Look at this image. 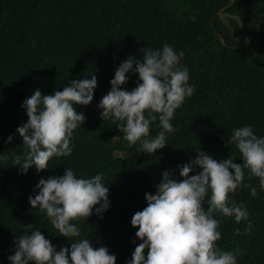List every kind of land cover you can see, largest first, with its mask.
Returning a JSON list of instances; mask_svg holds the SVG:
<instances>
[{
    "label": "trees",
    "instance_id": "16d2710c",
    "mask_svg": "<svg viewBox=\"0 0 264 264\" xmlns=\"http://www.w3.org/2000/svg\"><path fill=\"white\" fill-rule=\"evenodd\" d=\"M220 8L228 13L223 17L229 29L216 14ZM261 18L264 0H0V157H8L0 158V264H10L7 257L14 253L16 237L35 230L57 250L87 236L94 247L106 246L116 264H127L141 242L131 217L146 207L145 193L155 194L163 171L182 179L178 166L199 150L217 160L231 155L234 163H242L235 145L226 147L225 141L241 126H251L257 137H264V21L255 52L243 34L254 48ZM164 44L184 53L179 67L187 68L188 84L195 91L175 110L168 144L148 155L139 153V142L129 145L113 118L101 120L97 105L121 62L129 56L142 58L145 49ZM91 75L97 87L90 104L75 106L86 121L73 132L71 154L51 158L49 169L39 173L35 166L20 172L13 154L23 157L26 151L16 134L27 121L24 101L36 89L51 94L70 80ZM127 75L122 87L131 90L138 76L131 71ZM155 115L151 137L161 130ZM10 134L14 139L9 143ZM64 168L78 178L102 174L110 201L101 216L93 212L72 221L80 235L68 239L59 235L45 211L28 202L37 194L41 177L63 175ZM243 184L256 187L258 195L243 185L229 195L247 207L249 220L237 224L234 217L214 214L220 221L217 247L232 251L236 264H264V190L247 169ZM249 223L251 230L245 232ZM236 228L240 235L234 234Z\"/></svg>",
    "mask_w": 264,
    "mask_h": 264
},
{
    "label": "clouds",
    "instance_id": "9594fccd",
    "mask_svg": "<svg viewBox=\"0 0 264 264\" xmlns=\"http://www.w3.org/2000/svg\"><path fill=\"white\" fill-rule=\"evenodd\" d=\"M183 55L164 44L161 49H145L142 58L129 56L116 68L110 90L97 105L101 120L117 121L116 127L129 145L139 142V153L152 155L168 144L166 133L175 131L170 123L175 110L195 91L188 84L187 68L179 67ZM130 71L137 74L138 83L126 90L122 86L128 82ZM96 87L97 78L91 75L70 80L63 90L51 94H42L39 89L32 92L22 105L27 121L16 129L26 149L23 157L13 154V165H18L20 172L35 166L39 173L49 169L51 158L71 154L73 132L86 121L83 111L78 112L75 106L90 104ZM155 114L161 130L151 137ZM13 139L12 134L7 137L9 143ZM225 145H235L242 163H234L231 155L217 160L199 150L195 158L178 166L182 179L173 178L170 170L162 172L155 194L146 192V207L131 217V225L137 228L135 236L141 242L127 264H236L232 251L217 247L220 221L214 214L234 217L237 224L249 220L247 207L230 200L229 194L243 185L252 196L258 195L256 187L243 184L245 169L250 177L259 178L260 189L264 190V137H257L251 126H241L232 130ZM195 169L199 171L190 175ZM35 189L37 194L28 197L31 208L45 211L66 239L80 235L72 221L87 219L93 212L101 216L110 206L109 188L102 174L78 178L71 168H64L63 175L41 177ZM251 227L249 223L244 231ZM234 234L240 235L241 230L236 228ZM86 237L57 250L41 231L35 230L15 238L14 253L7 259L10 264H116V256L106 246L94 247Z\"/></svg>",
    "mask_w": 264,
    "mask_h": 264
},
{
    "label": "water",
    "instance_id": "95a60500",
    "mask_svg": "<svg viewBox=\"0 0 264 264\" xmlns=\"http://www.w3.org/2000/svg\"><path fill=\"white\" fill-rule=\"evenodd\" d=\"M230 1H231V0H230ZM216 14H217L222 20H225V21L228 23V29H229V28H230L229 21H228L227 18H224V17H223L225 14H228V13H227V12H223V11H221V8H220V9H218V10L216 11ZM231 15H233L234 17H237V15H234V14H231ZM262 21H264V18L259 19V20L257 21V23H256V38H255V47H254V48H251L249 38L247 37V35H246L245 32L243 31V34H244V37H245V40H246V44H247V46L249 47L250 51H252V52H255V51L257 50L258 39H259V25H260V23H261ZM238 23H239V25L241 26V24H240L239 21H238Z\"/></svg>",
    "mask_w": 264,
    "mask_h": 264
}]
</instances>
